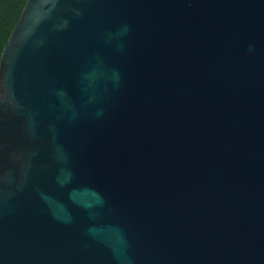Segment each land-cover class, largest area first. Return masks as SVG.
I'll list each match as a JSON object with an SVG mask.
<instances>
[{
    "label": "water",
    "instance_id": "1",
    "mask_svg": "<svg viewBox=\"0 0 264 264\" xmlns=\"http://www.w3.org/2000/svg\"><path fill=\"white\" fill-rule=\"evenodd\" d=\"M0 264H264V0H26Z\"/></svg>",
    "mask_w": 264,
    "mask_h": 264
},
{
    "label": "trees",
    "instance_id": "2",
    "mask_svg": "<svg viewBox=\"0 0 264 264\" xmlns=\"http://www.w3.org/2000/svg\"><path fill=\"white\" fill-rule=\"evenodd\" d=\"M26 0H0V55Z\"/></svg>",
    "mask_w": 264,
    "mask_h": 264
}]
</instances>
